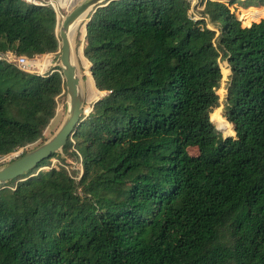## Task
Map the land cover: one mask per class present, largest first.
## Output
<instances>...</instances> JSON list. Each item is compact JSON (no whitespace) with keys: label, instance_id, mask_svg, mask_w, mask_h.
I'll return each mask as SVG.
<instances>
[{"label":"trees","instance_id":"1","mask_svg":"<svg viewBox=\"0 0 264 264\" xmlns=\"http://www.w3.org/2000/svg\"><path fill=\"white\" fill-rule=\"evenodd\" d=\"M236 2L264 7L204 0L193 20L186 0H109L89 12L76 55L102 95L62 148L80 177L38 171L54 153L0 187V264H264V18L241 24L264 10L238 17ZM56 25L51 7L0 0V53L58 55ZM53 69L0 61V156L46 141L66 94Z\"/></svg>","mask_w":264,"mask_h":264},{"label":"rangeland","instance_id":"2","mask_svg":"<svg viewBox=\"0 0 264 264\" xmlns=\"http://www.w3.org/2000/svg\"><path fill=\"white\" fill-rule=\"evenodd\" d=\"M59 2V13H57V4ZM72 1V0H71ZM51 3H53L54 5V10L56 15L58 14V21L60 22L62 17L68 12V6L70 3L69 1L66 3H63L60 0H50ZM79 1H76L75 3H78ZM225 2V1H222ZM202 4L200 5H195L191 12L190 15L196 16L199 15L200 11L202 10ZM67 6V7H65ZM230 11L233 13V15H237L239 16H245L246 13L248 12V9L250 8H243V6L239 3H235L233 5H229L228 6ZM247 11V12H246ZM264 18V14L263 11H260V16L257 17L255 20L250 21L249 25H245L246 24V19H242L241 20V24L243 27H248L251 25V23H256L258 22L260 19ZM199 19V18H198ZM197 18L195 20H198ZM85 21V18L82 19L80 21V23H78L74 29V39L72 42V49H73V56L76 60V64H77V71H78V77H79V87H80V93L84 99V103H88V102H92L95 99V95H92V92H94V94H96V92H98L95 87L94 84L91 80V77L88 75V77H86L84 79L83 77V72L85 70H88V63L86 61L83 62V64L81 63V61L79 60L78 62V58L76 55V51H82L83 48V44H84V34H83V22ZM208 27L210 29H216L215 27L211 26L210 24H208ZM39 67H37L36 69L32 70V72L30 73H36V74H44V73H48L49 71H51L53 68H58L60 66V62H59V55L56 54H46V55H41L39 56ZM220 66V71L222 74V79H221V83H220V87L217 90V95L219 97V102H218V106L217 108H215V110L211 113L210 118L212 120H214L215 116L221 115L223 117V105L225 103V98L227 95V87H228V76L230 74V70L229 67L227 65L226 61H220L219 63ZM54 70V69H53ZM61 73V72H60ZM88 101V102H86ZM83 103V105H84ZM67 111H68V97L67 95H61L58 100H57V107H56V114L54 119L51 121V123L48 125L46 131L44 132V137L47 140H49L60 128V126L62 125V123L64 122V120L67 117ZM214 124V123H213ZM225 132H221L223 136H233L234 134L230 131L231 130V126L228 125L227 123H225ZM216 126V124H214ZM41 143V141H37L31 145L26 146L25 148H21L18 149L10 154L7 155H3L0 156V168L5 166L6 164L12 162L13 160H15L18 156H20L24 151H30L34 148H36L39 144ZM73 151V148L70 149V152ZM58 167H64L76 180L80 177L81 174V170H82V166L80 163V160H76L74 159L72 156H70L69 153H64L61 151L57 152V155L53 158H51L49 160V163L47 166L40 168L39 170L41 171H48L51 168H58ZM11 185V183H8Z\"/></svg>","mask_w":264,"mask_h":264},{"label":"water","instance_id":"3","mask_svg":"<svg viewBox=\"0 0 264 264\" xmlns=\"http://www.w3.org/2000/svg\"><path fill=\"white\" fill-rule=\"evenodd\" d=\"M108 1L81 0L62 17L60 22L56 17V34L59 42L57 53L59 55L61 75L65 83V92L68 97L67 117L58 131L49 140L0 168V187L33 170L41 161L49 158L50 155L61 151L68 137L80 125L82 114L84 113V99L80 93L79 77L72 64L70 32L75 23L81 21L82 18H86L94 8Z\"/></svg>","mask_w":264,"mask_h":264},{"label":"built area","instance_id":"4","mask_svg":"<svg viewBox=\"0 0 264 264\" xmlns=\"http://www.w3.org/2000/svg\"><path fill=\"white\" fill-rule=\"evenodd\" d=\"M27 4L42 6V7H51L54 10L53 3L50 0H22ZM190 4L189 16L195 20L196 18H200V15L191 16L190 12L195 5H200L204 0H186ZM206 1V0H205ZM55 12V10H54ZM57 17V15H56ZM208 26V25H207ZM39 56H35L34 58L28 59L25 56H17L12 54L10 51L5 53H0V61L9 63L14 65L17 69L24 72H32V70L39 67ZM41 171V170H38Z\"/></svg>","mask_w":264,"mask_h":264},{"label":"bare ground","instance_id":"5","mask_svg":"<svg viewBox=\"0 0 264 264\" xmlns=\"http://www.w3.org/2000/svg\"><path fill=\"white\" fill-rule=\"evenodd\" d=\"M60 1H62L63 3H66V2H70V3H68L69 4V6H68V11L72 8V7H74L75 5H77L81 0H60ZM76 1H79L78 3H75ZM56 2H58V1H56ZM59 2H58V4H57V13H59ZM65 7H67V6H65ZM57 19H58V14H57ZM82 19H84V18H82ZM78 23H80V21H78L77 23H75L73 26H72V28H71V32H70V44H71V49H72V42H73V39H74V36H75V32H74V29H75V27H76V25L78 24ZM72 64L74 65V68L76 69V74H77V76H78V71H77V64H76V60H75V58H74V56H73V49H72Z\"/></svg>","mask_w":264,"mask_h":264},{"label":"crops","instance_id":"6","mask_svg":"<svg viewBox=\"0 0 264 264\" xmlns=\"http://www.w3.org/2000/svg\"><path fill=\"white\" fill-rule=\"evenodd\" d=\"M250 8H257V9L260 8V9H263L264 10V7H261V6L260 7H250ZM92 95H95V99L93 100V101H95L102 94L100 92H96V94H94V92H92Z\"/></svg>","mask_w":264,"mask_h":264}]
</instances>
